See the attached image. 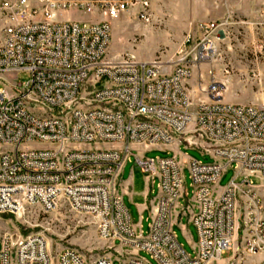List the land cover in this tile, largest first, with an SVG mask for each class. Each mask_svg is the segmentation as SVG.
Here are the masks:
<instances>
[{
	"label": "built area",
	"instance_id": "obj_1",
	"mask_svg": "<svg viewBox=\"0 0 264 264\" xmlns=\"http://www.w3.org/2000/svg\"><path fill=\"white\" fill-rule=\"evenodd\" d=\"M131 9L147 22L151 0H0V214L24 204L49 211L63 200L95 220L121 264H151L141 250L158 264H213L233 249L241 229L240 264H264V201L249 179L264 180V104L223 101L214 76L201 88L206 99L193 102L187 86L193 66L215 57L229 16L196 23L183 40L186 51L166 72L155 60L106 57L111 22ZM79 12L97 18L67 16ZM20 71L26 80L13 77ZM187 133L200 136L205 144L198 147L213 161L144 155L183 142ZM132 151L141 172L157 179L145 234L120 192ZM185 166L195 211L188 201L179 204ZM231 166L234 176L218 189ZM181 213H190L196 230L193 256L173 230ZM245 255L261 259L246 263ZM112 262V253L88 260L69 246L53 254L40 234L0 237V264Z\"/></svg>",
	"mask_w": 264,
	"mask_h": 264
},
{
	"label": "rangeland",
	"instance_id": "obj_2",
	"mask_svg": "<svg viewBox=\"0 0 264 264\" xmlns=\"http://www.w3.org/2000/svg\"><path fill=\"white\" fill-rule=\"evenodd\" d=\"M150 10L151 15L147 22L139 19L134 9L120 15H123L125 19H115L111 22L107 58L122 59L132 56L139 61L155 60L160 62L163 71L168 72L186 51L183 40L190 30H195L196 23L221 20L229 16L230 24L217 38L215 57L193 66L187 86L190 89L194 86L201 89V84L209 86L212 76L219 83L234 77L249 85L255 77L257 64L264 59V0H153ZM232 10L233 12L229 14ZM67 16L80 20L97 18L95 13L87 12L68 13ZM13 77H16L18 81H24L28 74L20 71L13 74ZM1 78L12 79V74L4 73ZM0 87H2L1 80ZM195 92V98L197 96L199 98L202 92L197 90ZM181 137L185 142L177 148L180 154L204 162L213 161L209 152L191 144L196 138L198 145H201L203 140L200 136L187 133ZM204 144L202 142V145ZM33 146H42V144L34 143ZM135 153L132 151L130 159L126 160L122 169L123 174H127L130 167L138 172L133 155ZM144 155L166 157L173 155V152L153 148L146 151ZM188 174L185 166L183 169L184 188L189 203L194 205ZM233 174L234 169L231 166L220 178L219 187H224ZM253 181L259 183L256 178H253ZM152 188L153 195H157L156 178ZM183 203L184 199L180 198L179 204ZM179 223L181 227H187L185 217L181 218ZM140 225L138 231L141 229L145 234L149 227L148 221L142 220ZM174 229L185 251L193 256L192 242H196L195 228L192 225L188 226L192 236L190 241L181 237L180 226L177 223H174ZM4 233L43 235L53 254L67 246L76 248L88 260L112 253V264H121L116 258L115 250L110 248V243L98 236L95 220L88 214L72 210L63 200L58 201L56 206L49 211L43 210L38 204H24L15 212L1 213L0 237ZM236 251L240 254L243 252V238L242 244ZM139 254L151 264H158L146 251L141 250ZM231 255L232 251L228 250L222 255V259L226 260ZM213 264L219 263L214 262Z\"/></svg>",
	"mask_w": 264,
	"mask_h": 264
},
{
	"label": "crops",
	"instance_id": "obj_3",
	"mask_svg": "<svg viewBox=\"0 0 264 264\" xmlns=\"http://www.w3.org/2000/svg\"><path fill=\"white\" fill-rule=\"evenodd\" d=\"M232 12L233 10L230 11L229 14H231ZM122 17L123 15L115 19H125L124 17L123 18ZM222 83H220V85L222 86V100L223 101L228 102V103H236V104H248V103L257 104V105L264 104V59L263 61H260V63L257 64L255 77L250 81L249 85L247 83L240 82L239 79H236L234 77H230L227 80H222ZM200 87L204 89L207 87V85L201 84ZM196 90L201 91L199 87L194 86L192 89L189 88L190 95H191V98L193 99V102L197 101L199 98L206 99L207 96L202 91H201L202 92L201 96H199V98L198 96L195 98ZM181 139H183V137H181ZM196 141H197L196 138L193 139V142H191V144H194V146L198 147L197 145L198 143ZM184 142L185 141L178 142L176 140V142H174L173 144L169 146L159 145V146H156V148L169 150L173 152V155L178 156L180 160L182 161V163L186 164L187 160L190 158H187L183 156L182 154H180L177 149L179 145ZM202 142H201V145H202ZM131 145L134 148H143V146L138 145V144H131ZM253 178L258 179L259 183H255L253 181ZM154 179L155 178H151V179L148 178L144 173L141 172L139 168H138V172H136V170H134L133 167L129 168V171L127 174L121 173L120 175L119 182H120V192L122 195V200H123L124 205L127 207L130 217L132 219V222L134 223L135 226L141 227L140 225L141 221L145 219L148 221V226H149L150 216L152 214L153 207L155 205V198H156V195L155 196L153 195V188H152L154 185ZM249 179L254 185V189L256 193L259 196H261L264 201V180H262L257 175H251L249 176ZM221 188L222 187H219L218 185V189H221ZM184 191H185V196L183 197V199H184V203H186L187 201L189 202V200L187 198V195H186L187 193H186L185 188H184ZM238 210H239V214L237 215L238 216L237 222L241 228L242 219H241V205L240 204H239ZM190 211H195L194 205H191ZM183 217L186 218L187 227H181V224L179 223V221ZM138 220H139V224H137ZM174 223H177L178 226H180L181 237L183 239H186L187 241H190L192 236H191L190 231L188 230V226L192 225L194 227V225L192 224L190 220V213H181L178 216H175ZM173 230L178 239L179 235L174 229V224H173ZM242 238L243 237L241 235V229H240L238 231V234H236L235 236L234 246H233V249L231 250L232 255L226 260H223L222 258L218 260L217 262L219 264H230V263L240 264L241 258L240 257L237 258V255L240 256V253H237L236 250L242 244ZM196 240H197V234H196ZM194 243L192 242V246L194 245ZM260 259L261 257L259 255H252V256L245 255L244 256V262L246 263H250L252 260H260Z\"/></svg>",
	"mask_w": 264,
	"mask_h": 264
}]
</instances>
